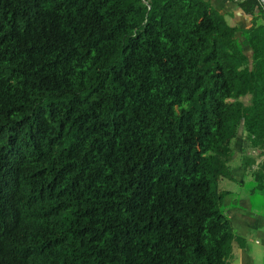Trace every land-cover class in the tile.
Returning <instances> with one entry per match:
<instances>
[{
  "label": "trees",
  "instance_id": "1",
  "mask_svg": "<svg viewBox=\"0 0 264 264\" xmlns=\"http://www.w3.org/2000/svg\"><path fill=\"white\" fill-rule=\"evenodd\" d=\"M223 1L248 23L0 0V264H229L221 182L264 190V5Z\"/></svg>",
  "mask_w": 264,
  "mask_h": 264
},
{
  "label": "crops",
  "instance_id": "2",
  "mask_svg": "<svg viewBox=\"0 0 264 264\" xmlns=\"http://www.w3.org/2000/svg\"><path fill=\"white\" fill-rule=\"evenodd\" d=\"M235 183L222 198L225 215L237 234L232 240L230 251L227 255L229 264H264V216H258L254 222L244 223L252 213L251 195L255 193L249 190L252 177L241 169L233 170ZM247 185H244V184Z\"/></svg>",
  "mask_w": 264,
  "mask_h": 264
},
{
  "label": "rangeland",
  "instance_id": "3",
  "mask_svg": "<svg viewBox=\"0 0 264 264\" xmlns=\"http://www.w3.org/2000/svg\"><path fill=\"white\" fill-rule=\"evenodd\" d=\"M214 8L224 15V18L228 23L233 21H238L240 24L248 23L246 17L240 14L239 8L233 5L231 2H225L223 0H210ZM262 2V1H261ZM263 3V2H262ZM264 5V3H263ZM244 102L247 101L248 95H243L240 97ZM243 144L242 138L240 136L235 140V148L238 150ZM250 150V149H248ZM227 186V188H232L235 183L229 180H224L221 182V186ZM244 185H247L246 183ZM252 213H250L249 218L244 221L248 224L249 222H254L258 216H264V190L256 191L250 197Z\"/></svg>",
  "mask_w": 264,
  "mask_h": 264
},
{
  "label": "water",
  "instance_id": "4",
  "mask_svg": "<svg viewBox=\"0 0 264 264\" xmlns=\"http://www.w3.org/2000/svg\"><path fill=\"white\" fill-rule=\"evenodd\" d=\"M260 1H262V0H260ZM263 2V1H262ZM264 3V2H263Z\"/></svg>",
  "mask_w": 264,
  "mask_h": 264
},
{
  "label": "bare ground",
  "instance_id": "5",
  "mask_svg": "<svg viewBox=\"0 0 264 264\" xmlns=\"http://www.w3.org/2000/svg\"><path fill=\"white\" fill-rule=\"evenodd\" d=\"M264 2V0H262Z\"/></svg>",
  "mask_w": 264,
  "mask_h": 264
}]
</instances>
